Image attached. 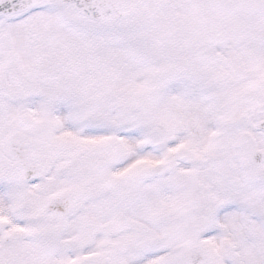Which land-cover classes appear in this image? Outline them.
<instances>
[{"label":"snow or ice","instance_id":"6c2138e0","mask_svg":"<svg viewBox=\"0 0 264 264\" xmlns=\"http://www.w3.org/2000/svg\"><path fill=\"white\" fill-rule=\"evenodd\" d=\"M0 264H264V0H0Z\"/></svg>","mask_w":264,"mask_h":264}]
</instances>
